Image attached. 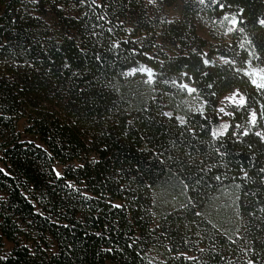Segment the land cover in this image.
I'll list each match as a JSON object with an SVG mask.
<instances>
[{
	"label": "trees",
	"instance_id": "16d2710c",
	"mask_svg": "<svg viewBox=\"0 0 264 264\" xmlns=\"http://www.w3.org/2000/svg\"><path fill=\"white\" fill-rule=\"evenodd\" d=\"M0 169V264H264V0H0Z\"/></svg>",
	"mask_w": 264,
	"mask_h": 264
},
{
	"label": "rangeland",
	"instance_id": "374dc122",
	"mask_svg": "<svg viewBox=\"0 0 264 264\" xmlns=\"http://www.w3.org/2000/svg\"><path fill=\"white\" fill-rule=\"evenodd\" d=\"M260 80H262V78H260ZM244 101V97L243 95L239 92V91H233L232 93H229L225 96H223L220 100V105H219V109L222 110V112L226 111V107L227 105H232V104H243ZM227 124L226 122H222L221 125L219 126V128L217 129V132H223L224 129L226 128ZM10 245L7 244V247H9Z\"/></svg>",
	"mask_w": 264,
	"mask_h": 264
},
{
	"label": "snow or ice",
	"instance_id": "6c2138e0",
	"mask_svg": "<svg viewBox=\"0 0 264 264\" xmlns=\"http://www.w3.org/2000/svg\"><path fill=\"white\" fill-rule=\"evenodd\" d=\"M2 171H3V170L0 169V172H2ZM52 172L55 174V176L57 177V179L60 178V173H59V172H56L55 169H52ZM66 187L71 188V185H66Z\"/></svg>",
	"mask_w": 264,
	"mask_h": 264
}]
</instances>
